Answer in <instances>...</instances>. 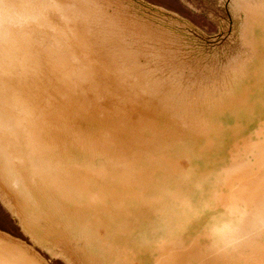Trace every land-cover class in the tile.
<instances>
[{"label": "bare ground", "instance_id": "1", "mask_svg": "<svg viewBox=\"0 0 264 264\" xmlns=\"http://www.w3.org/2000/svg\"><path fill=\"white\" fill-rule=\"evenodd\" d=\"M26 3L0 0V192L29 236L69 264H264V6L249 60L172 113L106 91L92 46ZM0 264L42 263L0 240Z\"/></svg>", "mask_w": 264, "mask_h": 264}, {"label": "rangeland", "instance_id": "2", "mask_svg": "<svg viewBox=\"0 0 264 264\" xmlns=\"http://www.w3.org/2000/svg\"><path fill=\"white\" fill-rule=\"evenodd\" d=\"M7 1L20 11L26 10V2L40 7L51 25L60 24L65 33L89 43L99 70L93 75L101 77L106 91L125 92L129 103L139 101L170 112H180L183 106L195 105L221 89L226 75L249 60L244 37L245 30L249 45L248 12L264 6V0H96L94 8L101 6L120 18L122 40L116 43L112 28L107 31L105 21L87 0H60L69 23L51 20L55 15L51 0ZM12 205V199L0 192V239L18 245L42 264H69L29 236ZM54 252L60 254V249Z\"/></svg>", "mask_w": 264, "mask_h": 264}, {"label": "water", "instance_id": "3", "mask_svg": "<svg viewBox=\"0 0 264 264\" xmlns=\"http://www.w3.org/2000/svg\"><path fill=\"white\" fill-rule=\"evenodd\" d=\"M0 240H3V239H0ZM5 241V240H4ZM7 241V240H6ZM8 242V241H7Z\"/></svg>", "mask_w": 264, "mask_h": 264}]
</instances>
